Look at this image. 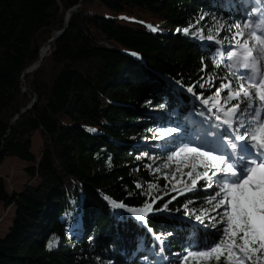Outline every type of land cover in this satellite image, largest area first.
Returning <instances> with one entry per match:
<instances>
[{
  "label": "trees",
  "instance_id": "obj_1",
  "mask_svg": "<svg viewBox=\"0 0 264 264\" xmlns=\"http://www.w3.org/2000/svg\"><path fill=\"white\" fill-rule=\"evenodd\" d=\"M103 8L113 17L96 13ZM256 8L254 0H0V167L19 158L31 179L9 192L0 178V205L15 207L0 264H181L183 250L217 242L222 229L204 232L182 220L187 199L207 202L200 182L163 202L137 185H162L152 170L199 139L198 97L221 88L211 74L238 78L226 56L241 51L232 37ZM49 43L42 65L29 72ZM168 128L178 130L160 138L163 149L152 154L140 145ZM110 201L129 208L147 202L154 212L140 220ZM165 208L176 218L162 214ZM156 235L168 238L163 248ZM53 237L59 244L49 249Z\"/></svg>",
  "mask_w": 264,
  "mask_h": 264
},
{
  "label": "snow or ice",
  "instance_id": "obj_2",
  "mask_svg": "<svg viewBox=\"0 0 264 264\" xmlns=\"http://www.w3.org/2000/svg\"><path fill=\"white\" fill-rule=\"evenodd\" d=\"M261 2L264 3V0ZM261 17H264V13H261ZM237 29L232 39L235 41V49L241 51L238 53L236 50H231L226 58L232 61L230 68L244 70V74L238 78L241 82L235 89L231 82L223 84L213 97H198L205 106L211 101L212 106L218 107L225 116L236 117L239 120V127L234 130L233 137L228 141L232 153L217 154L214 150H204L202 146L186 144L174 153V157H169L171 160L183 154L185 160L194 158L205 169L203 173H197V179L207 180L209 186L213 183V177H218L214 181L218 190L209 203L213 204V210L218 211L222 217L221 222L225 223L222 237L203 250L189 251L184 258V264H188L189 259L196 261V264L212 260L219 264L221 257L224 258V264H264V115H262L264 114V18L258 20L256 16H249L242 25L237 26ZM184 31L187 33L188 30ZM246 34L247 38H245ZM206 38L215 39L212 35ZM215 42L222 44L224 41L215 39ZM208 83L211 85L212 82L208 81ZM200 87H204V84ZM221 89H228L227 95L223 98L220 96ZM188 91L191 92L193 89L190 87ZM231 101L237 102L225 111L223 104ZM241 104L244 105L243 110ZM237 113L251 117L248 127H245ZM223 123L229 130L233 128L231 119H226ZM239 128H245V132L241 134ZM177 130V128H168L162 135H172ZM90 131L94 130L90 129ZM188 175L191 177L192 172ZM192 184L195 186L196 180H193ZM155 187V185L149 186L150 189ZM110 202L114 208H127V211L140 220H145L152 211V204L147 202L139 208H129L116 201ZM220 209L223 211H219ZM197 219L201 217L197 216ZM58 244L59 239L53 237L48 248L57 247Z\"/></svg>",
  "mask_w": 264,
  "mask_h": 264
},
{
  "label": "rangeland",
  "instance_id": "obj_3",
  "mask_svg": "<svg viewBox=\"0 0 264 264\" xmlns=\"http://www.w3.org/2000/svg\"><path fill=\"white\" fill-rule=\"evenodd\" d=\"M254 3L256 5V12L253 13V16H256L257 19L259 20L261 17V13H264V3L261 2V0H254ZM253 6V4L251 5ZM96 13L101 14L102 16L106 17H113L114 13L106 8H103L101 10H97ZM122 18V15H121ZM245 22V21H244ZM164 33L168 34L170 32V28L165 27L164 28ZM247 38V34L245 36ZM46 52L44 53V56L47 55V49L45 50ZM43 56V57H44ZM238 70V78L240 75L244 74L243 69H236ZM211 78L213 79V83L218 82L219 85H223L229 82H226V80H221L220 78H217L214 74H211ZM236 78V80L232 81V86L233 89L238 87V84L241 82L239 79ZM216 88V87H215ZM217 89V88H216ZM215 89V91H217ZM228 93V89H222L220 91V96L223 98L226 96ZM194 100V98H193ZM197 100V99H195ZM195 103L199 104L200 102L195 101ZM222 102V101H221ZM237 101H231L230 103L223 104V107L225 111L231 108L232 104L236 103ZM204 104V103H203ZM202 105V104H201ZM200 105V106H201ZM218 108V107H214ZM241 109H244V105L241 104ZM216 114V109H212V103L210 102L208 106H201L199 108V117L200 121L197 120L194 123L198 126L201 127L202 133L199 134V139L197 138H192L194 144L192 146H202L204 150H209L208 145H214L217 149H220L222 151H226L228 148L225 145L226 138L227 140H230L233 135H234V130L239 127V120L236 117H228L224 115V112H221L226 119H231L233 121V128L231 130L228 129V126L223 123V119H217L215 116ZM158 115V114H156ZM209 115V116H208ZM264 115V114H262ZM237 116L239 117L240 120H243L245 127L249 126V121L251 120V117L247 114H242V113H237ZM159 118H164L162 115H158ZM208 117V118H207ZM209 118H213L214 120L212 121ZM219 125V127H217ZM167 129L164 130H155L152 132V135L154 136V140L150 141H143L140 143L141 146H145L149 149H151V153L154 154L158 150H161L164 148V139L169 140L170 136H164L162 135L163 132H165ZM240 132V128H239ZM175 133V132H174ZM212 133H216V135H212ZM241 133V132H240ZM242 134V133H241ZM226 136V138H225ZM163 137L164 139H160ZM33 140V152L39 156L40 155V150H41V144H42V139L40 134L37 132L32 136ZM217 142H223L224 145L220 146ZM222 143V144H223ZM240 143H245V142H240ZM183 147V146H182ZM181 148V147H180ZM180 148L175 149L174 152L170 154V156L167 157V162L166 163H161L156 168L152 170V174L157 175V177L162 178V185L159 184H153L156 187L150 189L149 184L144 183L143 181L139 182V189L142 190V192L148 197V198H153L154 200L156 199L159 202H163L165 197H173L177 196L178 194H184V193H191L193 189L198 187L199 185L193 186L192 181L196 180L197 182H200V188L205 189L206 197L204 199H207V202L205 203H199V202H194L191 200H188V204L185 207V217L182 218L183 221L188 222L193 228L196 229H202L204 232H211V233H218L221 229L225 227V223H222V217L218 214V211L213 210V204L209 203V200L212 199V197L215 195L216 190H218V186L215 184V180L218 179V177H213V183L211 186H209V182L205 179H197V173H203L204 172V167L200 166L198 162L194 159H188L185 160L183 154L178 157V158H173L169 159V157H174V153L178 151ZM229 152V151H228ZM225 152V153H228ZM231 154V153H228ZM150 160L152 157L149 158ZM247 159V157L245 158ZM237 160H239V157H237ZM187 164V166H185ZM167 165V166H165ZM193 165H195V171H193ZM29 166L28 163L23 162L19 158L15 157H7L3 164L0 167V178L5 179L7 189L9 192L13 191H22L27 185L31 179L29 176H27L26 169ZM192 172V176L189 177L188 173ZM209 175H211V172H209ZM204 184H203V183ZM208 185L207 188H205ZM165 186V188H164ZM145 195H141L142 197ZM214 203V201H213ZM207 210V211H205ZM219 211H223V209H220ZM154 212V209L152 208V211L149 212L148 216L151 215ZM14 213H15V207H11L10 209H7L5 211L4 207L0 205V239L4 238L10 226L12 225V221L14 218ZM168 218H176L171 214H166V208L161 212ZM197 216H200L201 219H197ZM159 237V239H157ZM154 239L156 243L159 245V248H163L166 240L165 236L160 237L158 235L154 236ZM184 252L180 255V261L181 264H184V258L187 255V253L191 250H183ZM191 262L196 263V261L189 259ZM207 263L204 261H201L200 264ZM159 264H161L159 262ZM224 264V263H223Z\"/></svg>",
  "mask_w": 264,
  "mask_h": 264
},
{
  "label": "water",
  "instance_id": "obj_4",
  "mask_svg": "<svg viewBox=\"0 0 264 264\" xmlns=\"http://www.w3.org/2000/svg\"><path fill=\"white\" fill-rule=\"evenodd\" d=\"M69 19H70V16L68 17V21H67V23L69 22ZM67 26H68V25H67ZM67 26H66L65 31L67 30ZM65 31H62V32L57 33L56 36L50 41V43H52V42L58 40V39H59V38L65 33ZM50 43L48 44V48H49V46H50ZM45 56H46V55H45ZM45 56H44L43 58H39V62H38V64L35 65V66L33 67V69H31L29 72H31V71L34 70V69L39 68V67L42 65V63H43V60H44Z\"/></svg>",
  "mask_w": 264,
  "mask_h": 264
},
{
  "label": "bare ground",
  "instance_id": "obj_5",
  "mask_svg": "<svg viewBox=\"0 0 264 264\" xmlns=\"http://www.w3.org/2000/svg\"><path fill=\"white\" fill-rule=\"evenodd\" d=\"M44 50V49H43ZM42 50V51H43ZM49 50V48L47 47V51ZM42 51H41V53H42ZM41 55V54H40ZM46 57V56H45ZM33 69V68H32ZM201 106H204V104H202ZM225 138H226V136H225ZM227 138H229V137H227ZM227 138H226V141H225V145L228 147V148H226L227 150L225 151V152H228V153H232V149H231V147L229 146V143H228V141L229 140H227ZM218 144H220V146H223L224 145V143L223 142H217ZM223 143V144H222ZM237 157H239V156H237ZM246 158V157H245Z\"/></svg>",
  "mask_w": 264,
  "mask_h": 264
}]
</instances>
